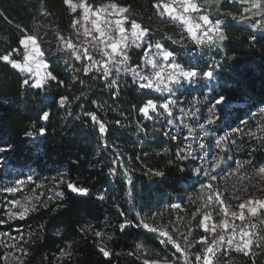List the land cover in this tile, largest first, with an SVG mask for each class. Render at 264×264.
Returning a JSON list of instances; mask_svg holds the SVG:
<instances>
[{"label": "trees", "instance_id": "obj_1", "mask_svg": "<svg viewBox=\"0 0 264 264\" xmlns=\"http://www.w3.org/2000/svg\"><path fill=\"white\" fill-rule=\"evenodd\" d=\"M86 1L95 7L113 3L127 7L131 13L129 19L142 26H148L157 17L153 7L157 0ZM197 3L214 21L225 19L227 27L223 34L228 37L222 42L223 50L214 51L209 60L204 61L202 57L197 65L204 71L210 65H221L216 68L215 91L211 95H223L228 103L235 105L239 117L248 121L242 132L233 135L237 144L232 148L245 161L251 158L254 164H264V148L260 147L264 141L259 139L264 136V125L257 127V119L264 113L258 112L264 108V31L251 26V19L259 23L264 17L225 18L223 14L231 12L238 16L242 9L232 0H197ZM79 14L65 0H0V55L20 47L18 41L25 31L38 39L42 37L40 43L50 42L53 49L58 45L63 47L58 37L73 39L80 26L73 28L72 25ZM253 35L255 41L251 39ZM151 36L169 50H176L164 36L158 33ZM85 40L81 36V41ZM73 42L79 44L75 39ZM84 46L88 48L86 43ZM142 52L141 49L132 53L136 56L133 65ZM12 58L21 61L23 56L13 53ZM46 60L48 71L57 80L49 81L43 90L23 85L28 76L0 61V144L12 146L8 152L0 153V184L18 177L26 179L31 174L33 182L23 190H36L39 194L37 201H32L37 211L30 212L24 220L0 225V232H9L17 238L14 241L0 236V264H20V260L24 264H142L144 259L176 254L171 243L162 242L166 238L145 229L141 221L167 230L182 247L191 243L190 253L201 248L195 241L205 235L197 227L203 213L193 218L200 209L199 201H193L192 195L197 183L190 162L176 159L178 143L164 135L166 124L154 116L151 120L145 119L139 112L151 97L138 89L131 77L123 75L117 79L119 95L113 96L115 89L105 88L95 71L85 76L82 62L75 60L71 53L46 52ZM179 62L186 64L181 58ZM61 96L67 97L63 108L59 105ZM44 111L49 113L48 121L40 119ZM86 112L95 113L107 124L106 136L101 137L91 118L84 115ZM117 120L123 126L117 125ZM260 120L264 124V116ZM33 125L47 130L35 146L25 135ZM248 131L256 133V138L247 136ZM105 141L107 148L103 147ZM112 167L117 174L110 173ZM157 171L164 175H155ZM61 174L89 189L88 195L73 193L66 185L57 183ZM262 183L264 186V176ZM129 188H132L131 196ZM56 193L61 196L57 197ZM101 194L105 199H98ZM3 196L7 197V193ZM0 201L7 202L1 197ZM176 202L180 208L169 207ZM126 221L131 223L121 231L120 226ZM96 232L102 235L97 237ZM13 243L17 248L7 246ZM101 246L112 255L105 257L99 251ZM137 246L141 248L138 250ZM20 247L27 251L26 256L18 250ZM62 250L70 251V258L61 257ZM145 250L148 254H141ZM130 252L140 259L129 255ZM241 258L254 264L250 256L241 254Z\"/></svg>", "mask_w": 264, "mask_h": 264}, {"label": "snow or ice", "instance_id": "obj_2", "mask_svg": "<svg viewBox=\"0 0 264 264\" xmlns=\"http://www.w3.org/2000/svg\"><path fill=\"white\" fill-rule=\"evenodd\" d=\"M232 2L239 4H249L251 7L242 8L240 10L239 15H234L231 12L223 14L225 18L231 17L233 20H249L250 17L248 14H251V17H264V0H232ZM65 3L71 6V10L73 12L76 11L77 5L72 4V0H65ZM178 5V7H177ZM80 7H83L84 14L83 19L85 21L91 22L92 27L89 28L87 26H83V32L77 31L74 35L73 39L79 42L74 43L73 39H65L62 36L58 37L59 41L63 42V47L56 46L54 49H41L40 40L42 39L36 35H29L27 31L24 32L18 41L20 47L12 49L8 54L0 55V61H4L10 64L14 69H18L21 72L31 73L33 69L27 65V61H32L35 63L37 72L36 75L39 77L35 80V82L30 83L28 78L23 80V85L32 88V89H45L48 85L49 81H56L57 77L54 76L50 71L46 72L44 76H40L39 69L44 68L47 69L48 64L46 61L37 60V57H44L45 53L48 52L51 54L53 51L64 54L71 53L72 56L75 57V60L82 62L83 74L85 76L89 75L95 71L99 75V79L104 82V87L108 90L112 91L113 96L119 95V85L117 83L118 74L120 73L119 65L126 63L129 60V51L133 48L142 49L143 55L140 57V62L136 64L135 68H128L126 71L132 73V83L138 86V89H148L154 92L161 93L159 99L163 101L159 105V109L163 110L161 113L158 110L157 103L153 99H147L146 103L140 107L139 112L143 115L145 119L151 120L153 116L150 115V111L159 119L161 116L166 113L168 117L172 116V108L177 107V101L180 100V97L177 96V93L184 91L188 87H198L201 89H208V91H215V88L212 85V82L217 78L216 77V68L221 67L220 64H213L210 66L209 70L204 71L199 69L198 65L192 61H186L189 67L186 69L183 64H181L177 59V53L179 52V48L174 50H169L166 48L163 43L159 40H153L151 33L152 29L149 26H142L141 23H137L136 20L130 21L131 31H129L124 25L129 22L130 10L127 7H120L117 4H109L103 6L96 11H92L90 5L86 2L81 4ZM153 7L157 10V15L161 18L164 16L169 17L173 22L180 21L184 25H186V31L191 37V41L194 46L197 48H207L209 51L213 49L223 50L222 42L227 40L228 37L224 35V28L227 27L225 24V19L217 18L215 21L211 20L208 15L201 14L198 16L197 23L192 22V18L188 15V13H201L203 9L200 4L197 3V0H168V2H164V0H157V2L153 5ZM163 9V11H161ZM182 9V12L180 11ZM255 9V11H253ZM91 12L92 17L90 18L89 13ZM101 13H105L106 15H101ZM128 13V15H125ZM117 16L118 19L111 20L109 17ZM80 20H76L73 22L72 27L75 28L77 24H80ZM113 25L115 26L113 28ZM224 27H221V26ZM105 26L107 29L115 31L118 33V36H111L108 34V31L105 30ZM251 26L256 28L258 31H264V20H261L259 23L255 19H251ZM197 31H199V35H197ZM95 33V34H94ZM209 33H215V36L210 35ZM81 36L83 37H91V40L81 41ZM165 39L172 40V43L175 45H179L180 48L187 49V44L185 43V37H181L178 40H173L171 36L165 33ZM251 39L255 41L256 37L253 35ZM92 41H98L104 47L101 49L102 59L96 60L89 53L87 47L84 46L85 42L91 44ZM23 49V52L21 51ZM79 49V51H77ZM17 53L24 57L25 64L22 65L20 62L12 58V54ZM184 55L189 57L192 56L191 50H187ZM106 58V59H105ZM71 59V56L68 57ZM196 60L202 59V57H195ZM214 59V57H213ZM91 61L92 63H87ZM68 60H65L67 63ZM109 64L112 65V68L109 67ZM149 68L150 75H141L136 69ZM113 70L117 73L116 78L113 77ZM167 70V71H166ZM79 71V69H76ZM96 78V77H93ZM138 78V79H137ZM63 84V81L59 82ZM167 94V95H164ZM212 103L208 107V113L210 114L206 117L207 124L212 125L215 123L217 106H223L227 101L223 95L213 96ZM183 103V101H180ZM67 103V97L61 96L59 99L60 107H64ZM197 101L193 100V107H195ZM170 105L172 107H170ZM179 111L183 112L184 109L180 108ZM261 112H264V109H261ZM200 113V108L195 107V111H189L186 115L197 117V114ZM71 114V113H69ZM85 116H89L92 122L97 126L98 132L101 134L103 138L108 133V126L105 122L98 119L95 113H84ZM43 121L49 120V113L44 111L40 117ZM78 119V117H77ZM117 125H121V121L117 120L115 122ZM168 123H172V120L169 119ZM123 126V125H121ZM198 127L200 129H205L204 124H199ZM143 131V128H140ZM46 128L40 127L36 129L35 125L32 126V130H29L25 133L27 137H29L33 141V146H35V142L40 138L46 136ZM192 129H189V133H192ZM243 129L236 128L233 130L234 133H240ZM264 131V129H262ZM209 133L207 130L203 132L204 136H207ZM165 136H168L169 133H164ZM247 136L251 138H256V133L252 131H248L246 133ZM171 139H177L176 136H171ZM264 141V136L259 138ZM229 143L233 146L237 144L236 139H231L229 141L228 136L219 137L215 140L216 148L221 149L222 151L231 150L227 146ZM11 145H3L0 144V153L8 152L11 149ZM103 147L107 148L109 145L105 141ZM177 153L176 159L178 161H191L189 167L192 164H196L192 171L198 177H207L208 182L199 184L201 189L208 188L213 190V195L208 196V201L204 205V208H208L209 211L203 212L201 219L197 221V227L201 228L204 233H215L217 224L213 221L212 213L216 212L217 215H220L222 212L225 219L220 221V225L223 230L228 233V230L231 228V232L229 233V239L225 242L224 236H220L218 239H214L209 242L208 235H201L198 240L195 241L196 244L201 245V248H198L196 252L190 253L188 249L192 248L193 245L188 243L187 247H182L180 242H177L173 239L172 235L169 234L167 230L158 229L156 227H151L147 223L140 222L142 226L153 233H158L160 237L166 238V241L173 245L176 250V253L180 255H174L173 257L162 256L160 260H142V264H214V260L217 258L219 253L220 256L227 257L229 256V249L231 251H235L238 253H242L245 256L254 255V248H262L264 247V235H261L259 231H250L251 229H256L258 225L246 224L247 215L251 217H258L264 215V199H248L241 202L238 206V211L229 212L230 204L226 203L225 199L221 198V193L215 189V186L212 181H216L217 176H220L222 179L225 176L233 175L235 172L239 171V169L243 168L246 164L251 165L257 172V174L264 176V164H254L251 158L246 161H236L235 168H229L227 170L221 168V164H227V159L218 158L217 156H213L212 160H215V164H212L210 160L204 158L202 154H199L200 159H204V162L207 164H211V168L205 169L202 164H197L198 155L194 154L198 152V150H194L191 146L181 147L177 144ZM205 144L201 143L199 145L200 149H204ZM261 148H264V144L260 145ZM255 151V148H253ZM183 153V154H182ZM171 163V161H170ZM121 167L123 165L121 164ZM221 168L219 172L217 169ZM125 171H127L125 169ZM151 173V170H149ZM110 173L115 175L117 174V170L115 167L110 168ZM213 173H216L215 175ZM66 174H61L57 183L64 184L66 187L73 193H77L80 195H88L89 189L80 187L77 183L70 178H65ZM155 175L163 176V172H155ZM33 182V177L31 174L27 176L26 179H17L12 182L9 186L0 185V194L6 192L13 196L17 192H22L23 187ZM128 184L131 185V180H128ZM134 187V186H133ZM246 191V189H243ZM57 197L61 196V193L55 194ZM128 195H132V188H129ZM213 196H215V200H213ZM233 199H240L238 195H234ZM27 203H21L19 199H11L6 203L0 201V208H3L4 211L0 212V217H7V219L0 218V225L8 224L12 220H24L30 212L37 211V207L32 203L31 200L25 198ZM38 199V198H37ZM52 199V197H49ZM98 199H105L104 195L101 194L98 196ZM46 206V205H41ZM19 207L20 211H13L14 208ZM172 208H180V204H172L169 205ZM201 210L198 209L196 213L193 214V218L195 219L196 215H200ZM232 219V223H229V219ZM235 219H239L242 222L243 226L235 225ZM212 222L211 224L209 222ZM130 221H126L124 224L120 226L121 231L130 224ZM261 224H264V220L260 221ZM84 229H81L83 231ZM19 232L20 230L17 229ZM95 235L97 237L101 236L102 233L96 232ZM188 235H191V230H189ZM0 236L8 237L12 240H16V237H12L9 232H0ZM20 240L23 239V236L19 237ZM185 241H187V236H185ZM235 242V243H234ZM11 248H17V244L13 243L11 245H7ZM138 250L141 246H137ZM19 251L23 253V255H27V251L22 247L18 248ZM99 251L105 256L108 257L112 255V253L106 250L105 247H99ZM143 255H147V251H142ZM129 255H136L137 259H140V256L134 252H130ZM70 251H61V257L70 258ZM20 264H24L23 260H20Z\"/></svg>", "mask_w": 264, "mask_h": 264}, {"label": "rangeland", "instance_id": "obj_3", "mask_svg": "<svg viewBox=\"0 0 264 264\" xmlns=\"http://www.w3.org/2000/svg\"><path fill=\"white\" fill-rule=\"evenodd\" d=\"M79 2L80 1H77L76 3ZM164 2H168V0H164ZM239 5L242 8L251 7V5L249 4H243V5L239 4ZM161 11H163V9H161ZM180 11L182 12V9H180ZM253 11H255V9H253ZM201 14L208 15V13L205 10H203L201 13H188L185 15L190 16L192 18L193 23H197L200 22L198 21V16ZM248 15L251 16V14ZM113 17H117V16H113ZM209 18L213 20L210 16ZM80 21L81 23L78 24L80 27L86 25L85 23H83L84 21L82 20ZM130 21L131 19H129V22L125 23L124 25L129 31H131ZM136 22L139 23L138 21ZM148 26L153 30L152 33H158L164 36V38H165V33L171 36L173 40H178L182 36L185 37V43L187 44V49L180 48L179 45L173 44L172 40H168L176 49L179 48V52L177 53L178 61L181 58L185 61H192L197 64L198 60H196L195 57L200 56L204 58V61L209 60L210 56H213V52L218 50V49H213L212 51H209L207 48L201 49L195 47L193 42L191 41L190 35L185 30L186 25H184L180 21L173 22L167 16L161 18L159 15H157V17L153 19V21L149 23ZM114 27L115 26L113 25V28ZM108 34L111 36H118V33L112 30H109ZM199 34H200L199 31H197V35ZM209 34L215 36V33H209ZM98 44L102 45L99 42ZM40 47L43 50V49L51 48L52 45L50 42L44 41L40 43ZM135 50H141V49L133 48L129 51V60L126 63L119 65L121 70L120 73L118 74V77L123 75L132 78V73L126 71V69L135 68L136 64L140 62L139 59L135 65L132 64L133 57H136L135 55L132 54ZM187 50H191L192 52L191 57L184 55V53ZM37 60H43L47 62L46 53L44 57H37ZM18 62L24 65L25 64L24 57L21 61ZM27 65L31 67L33 71L31 73L28 72H23V73L26 76H28L29 80L33 83L35 82L36 79L39 78L36 75L37 69L35 63L32 61H27ZM109 67L112 68V65L109 64ZM184 67L187 69L189 67L188 63H186ZM136 70L140 72L141 75H150V71H151L149 68L136 69ZM39 72H40V76H44L46 72H49L48 67L47 69L44 68L39 69ZM113 74H115L117 77V73L115 72V70H113ZM214 83L215 80L212 82V85H214ZM143 90L151 97L150 99H153L157 103L158 110L161 113H163V110L159 109L160 103L163 102L159 99L161 93L154 92L148 89H143ZM177 96L180 97V100L177 101V107L172 108V116L168 117L167 114L164 113L159 119L166 124V131L167 133H169V136L177 137V139H175L174 141H177V143L181 147L186 148L187 146L190 145L192 149L198 150V152L194 153L198 155L197 164H202L205 169L210 170L211 168V164H207L204 162V159H200L199 154H202L204 158L210 160L212 164H215V160H212V157L214 155L217 156L218 158L227 159L228 162L226 165L223 163L221 164V168L225 170L229 168H235L236 161H245L242 157L239 156V154L236 153V151L233 150L232 145L230 143L227 147L231 150L222 151L221 149L216 148L215 146L216 139H218L219 137L228 136L230 141L231 139H233V135L235 134L233 130L236 128L243 129L244 127H246L248 123L247 119L242 120V117H239V114L234 109L235 106L234 104L226 102L223 106H217L215 123L212 125H208L206 120V117L210 115L208 113V107L213 102L212 101L213 96L211 95V91H208V89L206 88L201 89L198 87H188L184 91L177 93ZM193 100L197 101L195 107L200 108V113L197 114V117L186 115V113H188L190 110L195 111V107H193ZM180 101H183V103H181ZM170 107L172 106L170 105ZM180 108H183L184 111L183 112L179 111ZM261 109L258 111L259 113L261 112ZM254 113L255 112L251 113L250 116H252ZM149 114L157 118L151 111ZM262 114L263 115H261V117L257 119L259 122V125L257 126L258 129H260L261 126L264 125L263 123L260 122L261 121L260 119L263 118L264 116V113ZM169 119L172 120V123H168ZM199 124H204L205 129L203 130L200 129L198 127ZM189 129L193 130L191 134L189 133ZM205 130H207L209 133L207 136L203 135V132ZM201 143L205 144L206 147L204 149L199 148V145ZM188 162H190L191 164V161ZM195 166L197 165L192 164L191 168H194ZM221 168H218L217 172H219ZM192 174L194 176V181L197 183L195 191L192 192V195L194 196L193 201H199L198 204L202 213L209 211L208 208H204V205L208 201V196L213 195V190H210L208 188L201 189L199 186L201 182L207 183L208 178L198 177L193 171ZM213 174L215 175L216 173ZM17 179H24V178L18 177L15 178L13 181L8 180L7 182L4 183H7L6 186H9L12 182H14ZM262 179L263 176L257 174L256 170L251 165L246 164L243 168L239 169V171L235 172L233 175L225 176L223 179L220 176H217L216 181H212L211 183H213L215 189L221 193V198L225 199L226 203L231 205V207H229V212H232V211H238V208L236 206H238L241 202L245 200L253 199V198L264 199V186L262 183ZM4 183L0 185H5ZM243 189H246V191H244ZM4 193L0 194V197L3 199V201H6L5 198H7L8 200L19 199L21 203H23L24 201H26L25 199L26 197L28 200L31 201H37V198L39 197V194H37L36 190H31V191L23 190L22 192H17L15 196L7 193V197L3 196ZM234 195H238L240 199H233L232 197ZM213 200H215V196H213ZM176 204L179 203L176 202ZM18 210L20 211L21 209L19 207L13 209V211H18ZM139 211L140 210L137 209L138 217L142 220ZM246 215H247V220L245 222L246 224L258 225L256 229L249 228V230L259 231L261 235H264V224L260 223L261 220H264V215L258 217H251L247 213ZM212 216H213V221L216 222L218 226L216 228L215 233H205V235L209 236V242H211L214 239H218L220 236H224L226 242L227 239H229V233L231 232V228L228 230V233H226L223 230V228L219 226L220 221L225 219L223 213L221 212L220 215H217L216 212L213 211ZM228 219H229V223L231 224L232 219L230 217ZM209 223L211 224L212 222L210 221ZM234 223L237 226H243L242 222L239 219H235ZM253 252L254 255L250 257L252 258V260H254V264H258L259 263L258 261H261V264H264V247L254 248ZM241 254L242 253L231 251V249H229V256L227 257L220 256L218 253L217 258L214 260V264H250L246 259L241 258ZM175 255H180V254L176 253ZM173 256L174 254L168 253V257H173ZM149 260H160V258H149Z\"/></svg>", "mask_w": 264, "mask_h": 264}, {"label": "built area", "instance_id": "obj_4", "mask_svg": "<svg viewBox=\"0 0 264 264\" xmlns=\"http://www.w3.org/2000/svg\"><path fill=\"white\" fill-rule=\"evenodd\" d=\"M92 6H93V5H92ZM103 6H104V5H97L96 7L93 6V9H94V11H96L97 9H99V8H101V7H103ZM101 15L103 16V15H106V14H105V13H101ZM109 19L112 20V16L109 17ZM85 26L91 28V27H92L91 22H88ZM105 30H106V31H109V29H107L106 26H105ZM79 31H80L81 33L83 32V26L79 27ZM94 34H95V33H94ZM87 40H91V37H86V40H85V41H87ZM85 43H86V42H85ZM86 45L88 46L90 53H93V55H94V59L99 60V59H102V58H103V57H102V54H101V49H102L104 46L99 45V44H98V41H92L91 44L86 43ZM105 59H106V58H105ZM117 83H118V82H117Z\"/></svg>", "mask_w": 264, "mask_h": 264}, {"label": "crops", "instance_id": "obj_5", "mask_svg": "<svg viewBox=\"0 0 264 264\" xmlns=\"http://www.w3.org/2000/svg\"><path fill=\"white\" fill-rule=\"evenodd\" d=\"M78 1H80L79 3H76V2H73L72 4H75V5H77V9L76 10H78L79 11V16L76 18V20H82V21H84L83 23H85V24H87L88 22H90V20L89 21H85L84 19H83V14H84V9H83V7H80V5L81 4H83V3H87V1L86 0H78ZM88 5H90L91 6V8H92V11H94V9H93V6L91 5V4H89V3H87ZM106 5H109V4H104V6H106ZM125 15H126V13H125ZM89 16H90V18H94V17H92V15H91V12L89 13ZM119 17H113L112 16V20L114 19H118ZM75 20V21H76Z\"/></svg>", "mask_w": 264, "mask_h": 264}]
</instances>
